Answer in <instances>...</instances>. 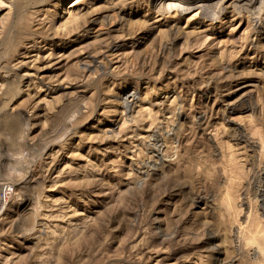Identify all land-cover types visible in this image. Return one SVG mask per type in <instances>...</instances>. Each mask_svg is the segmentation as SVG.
<instances>
[{"label":"rangeland","instance_id":"rangeland-1","mask_svg":"<svg viewBox=\"0 0 264 264\" xmlns=\"http://www.w3.org/2000/svg\"><path fill=\"white\" fill-rule=\"evenodd\" d=\"M209 1L0 0V264H264V3Z\"/></svg>","mask_w":264,"mask_h":264},{"label":"bare ground","instance_id":"bare-ground-1","mask_svg":"<svg viewBox=\"0 0 264 264\" xmlns=\"http://www.w3.org/2000/svg\"><path fill=\"white\" fill-rule=\"evenodd\" d=\"M154 1L155 2L157 1L158 4H160L162 6L164 5V10L166 9V11L173 10V11H177L180 13L188 12L191 9H202V11H205V10L210 9L212 7L209 3L206 4L207 2H210L209 0H154ZM221 1H223V0H220L219 3L217 2L214 11L211 12V15H210L211 18L219 16L222 13V10H221V3L222 2ZM245 1H246L245 3H247L249 6L254 4L255 2L257 3V0H245ZM263 1L264 0H258V4L263 6V3H264ZM243 5H244V3H243ZM253 10L255 11V9H253ZM21 179H22V177H21ZM18 180H20V179H18ZM21 183L24 184V181H22ZM0 206H2V205H0Z\"/></svg>","mask_w":264,"mask_h":264},{"label":"built area","instance_id":"built-area-1","mask_svg":"<svg viewBox=\"0 0 264 264\" xmlns=\"http://www.w3.org/2000/svg\"><path fill=\"white\" fill-rule=\"evenodd\" d=\"M10 193H11V188L8 185H4L3 187H1V189H0V205L6 202Z\"/></svg>","mask_w":264,"mask_h":264}]
</instances>
